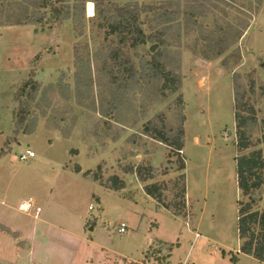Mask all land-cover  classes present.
<instances>
[{"label":"rangeland","instance_id":"374dc122","mask_svg":"<svg viewBox=\"0 0 264 264\" xmlns=\"http://www.w3.org/2000/svg\"><path fill=\"white\" fill-rule=\"evenodd\" d=\"M109 1L159 5L157 0ZM193 1L204 7L197 25L181 20L180 37L175 34L169 41L165 68L180 78L178 91L171 94L141 72L140 63L150 59L149 45L133 51L118 47L115 36H106L98 20L87 15L83 35L77 37L71 21H53L49 8L38 12L46 14L39 24L32 21L39 14L30 0H0V223L19 225L6 217L9 206L17 208L52 190L51 218H69L72 226L80 219L86 222L76 264H89V256L97 262L99 249L106 253L103 264H152V259L159 261L154 252L163 247L173 251L171 264L186 256L194 264H232L230 256H221L222 250L239 255L232 253L238 239L232 82L236 79L244 91L240 113L250 119L246 153L263 150L264 0H237L232 8L221 0ZM255 6L258 10L250 16ZM248 19L249 27L238 39V27ZM150 20L151 14L142 15L146 34ZM225 33L229 50L213 58ZM111 49L130 56L134 78L119 79L107 56ZM29 80L38 84L33 102L20 95ZM21 108L27 113L18 124ZM181 117L180 156L189 198L184 207L179 205L177 157H169L170 149L149 137L159 127L175 135ZM31 147L37 155L42 152V162L19 160L18 154ZM137 169L145 182L133 174ZM116 179L124 185L125 199L104 198L103 215L92 196L95 183L115 187ZM152 184L163 189L159 208L140 197L143 187ZM253 192L250 204L263 210L264 186ZM120 223L127 226L126 234L113 232ZM159 259L158 264L169 263ZM237 264L262 263L244 256Z\"/></svg>","mask_w":264,"mask_h":264},{"label":"trees","instance_id":"16d2710c","mask_svg":"<svg viewBox=\"0 0 264 264\" xmlns=\"http://www.w3.org/2000/svg\"><path fill=\"white\" fill-rule=\"evenodd\" d=\"M159 5L139 4L137 2H127L120 6L109 0H30V6L38 15L41 10L49 8L51 19L55 22L71 21L75 36H82L85 28L86 5L92 3L94 5V15L90 18L98 20L97 27L106 30V36H115L116 45L118 47L127 46L129 49L136 50L145 48L149 45L148 54L150 59L140 63V69L143 75L151 80L162 82V90H167L171 94H175L180 85V78L174 76L167 71L165 66L170 61V38L175 34L180 37L181 20H194L193 24L197 25L196 17L201 14L203 6L196 4L193 0H157ZM227 4V7L235 6L237 0H221ZM106 2V4H105ZM258 7L255 6L249 15L256 14ZM151 14L152 20L148 26L149 33L146 34L142 29V15ZM46 14H39L34 23H42ZM249 19L239 25L236 37L239 39L249 27ZM217 30H219L217 28ZM226 34V33H225ZM207 40H210L208 38ZM220 47L214 53L213 58H217L229 50L227 34L221 38ZM121 49H111L108 53L110 58L116 65L119 79H132L137 75L135 66L130 56L123 57ZM124 59H121V58ZM115 71V70H114ZM117 74V73H116ZM117 80V79H116ZM121 80V81H122ZM233 110L234 122L236 128V156L233 159L236 186L241 194L242 199L237 200V237L239 240V253L244 256L253 258L254 260L264 264V209H253L250 202L254 200V189L260 190L264 186V149L246 153L251 147L250 134L247 130L249 118L241 115L240 109L244 107V91L240 90V85L236 79L233 80ZM38 92V84L36 81L29 80L20 89V95L26 97L27 100L34 101ZM27 111L21 108L19 111V122L22 124L25 120ZM184 117H181L180 125L175 135H171L169 131H164L159 127L154 134L149 135L150 138L165 145L170 149L169 157L175 155L177 157L178 167L176 171L180 172L178 176V184L180 186L179 197L183 202L179 203L184 207V199L186 194L185 183V163L180 156L183 148V127ZM146 135V134H145ZM148 136V135H147ZM264 142V141H263ZM133 174L140 182L147 179L142 177L140 169ZM151 178V177H149ZM117 180V179H116ZM118 181V180H117ZM119 182V181H118ZM113 191L124 190L123 183L119 182L118 186L105 187ZM163 189L157 185H145L143 192L149 198L153 199L159 206L163 197ZM130 200V199H128ZM248 202V203H247ZM162 208L168 210L167 206ZM159 251H155L156 256ZM153 254V256L155 255ZM224 256V251H221ZM231 254V253H229ZM228 254V255H229ZM154 256V257H156ZM230 262L236 264L239 259L235 255H229ZM160 261V259L158 258Z\"/></svg>","mask_w":264,"mask_h":264},{"label":"crops","instance_id":"0c3cea01","mask_svg":"<svg viewBox=\"0 0 264 264\" xmlns=\"http://www.w3.org/2000/svg\"><path fill=\"white\" fill-rule=\"evenodd\" d=\"M29 149L35 153V158L31 160H27L23 163L31 164L33 163V161L36 162L43 161L44 155L42 154V152H39V154L37 155L33 147ZM19 150L21 151L23 150V148H19ZM62 168H61V172L65 170L67 172L69 171L73 175H78L81 177L84 183H85L84 181L85 179L90 181L89 178L82 177L79 172L76 173L71 171L70 169H62ZM91 182L95 183V181L92 180ZM95 184H96L95 187L97 188L96 191L97 194H92V196L93 198H96L101 213L103 215H106L105 213L106 203L104 198L106 199L113 198L115 200H121V198L125 199L122 196V191L109 190L103 188L99 184L97 185V183ZM235 192H236L235 198L236 200H238L237 186L235 187ZM140 197L142 201L149 198L147 195H145L143 190H142V195H140ZM54 199H55V195L51 190L43 197L31 196L29 199L21 201L17 205V208L13 206H9V208L6 211V217L10 219H14L16 220V223L20 222V224L14 225V221H12V224L0 223V264H76V257L83 243L82 230L84 229V224H86V222H82L83 219H80L77 222L74 221L72 226L69 218H66V220L58 217L56 219L51 218L50 215L48 214L49 211L48 208L52 206ZM188 199L189 198H187V189H186L185 200L187 205L189 204ZM151 200L155 203V206L159 208L158 204L153 199ZM23 205L30 206L28 211L21 210ZM88 210L89 211L92 210L90 209V206L88 207ZM236 212H237V206H236ZM17 216L21 217L20 220H18L19 217ZM84 219L85 221H87V218ZM93 227H90L89 231H92ZM116 227L117 226L115 225L112 227L114 233H116L115 231ZM151 246H153V243H151V245L148 246L146 250ZM170 248L172 249V247ZM238 249H239V240L237 239V247L232 251V253L234 254H236L237 252L239 253ZM99 250L101 251H99L98 254H100L101 257L96 262L89 256L88 257L89 264L104 263L103 254L106 253H103L102 249ZM146 250L144 251V253L146 252ZM172 253L173 251L171 250L170 257H168L167 259V261L169 262L168 264H171ZM224 253H225L224 256L221 254L222 257H229L228 254L230 252L224 251ZM235 256H237L239 260L241 257H244V255H242L241 253ZM118 258L127 260L132 263H137L136 261L127 259L125 257L120 256ZM185 258L188 259L189 256H186ZM139 263L142 264L141 262Z\"/></svg>","mask_w":264,"mask_h":264},{"label":"built area","instance_id":"2783aa9c","mask_svg":"<svg viewBox=\"0 0 264 264\" xmlns=\"http://www.w3.org/2000/svg\"><path fill=\"white\" fill-rule=\"evenodd\" d=\"M18 158L20 161H27V160H31L35 158V153L32 150H24L22 152H20L18 154ZM115 231L117 234L122 235L124 233L127 232V226L123 223H120L116 228ZM198 235L195 234V238H197ZM168 255H170L169 249L167 247H163L162 249L159 250L158 255L155 258H161V261H165L168 262ZM153 262L152 264H158L161 263L159 261H157V259H152ZM146 262L145 264H148V261H144ZM158 262V263H157ZM180 264H192L187 258H185V260H183Z\"/></svg>","mask_w":264,"mask_h":264},{"label":"bare ground","instance_id":"6f19581e","mask_svg":"<svg viewBox=\"0 0 264 264\" xmlns=\"http://www.w3.org/2000/svg\"><path fill=\"white\" fill-rule=\"evenodd\" d=\"M86 15L88 18L92 17L94 15V5L92 3H87L86 5ZM29 206L23 205L21 210L22 211H28Z\"/></svg>","mask_w":264,"mask_h":264},{"label":"water","instance_id":"95a60500","mask_svg":"<svg viewBox=\"0 0 264 264\" xmlns=\"http://www.w3.org/2000/svg\"><path fill=\"white\" fill-rule=\"evenodd\" d=\"M231 135V131H227V136L226 137H229Z\"/></svg>","mask_w":264,"mask_h":264}]
</instances>
